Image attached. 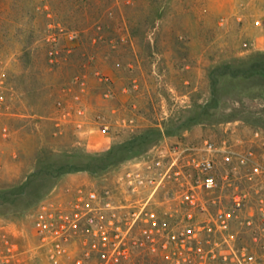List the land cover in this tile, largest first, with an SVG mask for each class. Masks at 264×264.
<instances>
[{"label":"rangeland","instance_id":"obj_1","mask_svg":"<svg viewBox=\"0 0 264 264\" xmlns=\"http://www.w3.org/2000/svg\"><path fill=\"white\" fill-rule=\"evenodd\" d=\"M0 264H264V0H0Z\"/></svg>","mask_w":264,"mask_h":264},{"label":"built area","instance_id":"obj_2","mask_svg":"<svg viewBox=\"0 0 264 264\" xmlns=\"http://www.w3.org/2000/svg\"><path fill=\"white\" fill-rule=\"evenodd\" d=\"M212 147V144L209 145V148ZM213 167L212 161L211 159H207L204 162L203 168L206 171L205 177L202 180V185L203 187H205L208 190H215L218 188L219 186V182L218 179L216 177V175L214 173H212L211 169ZM89 198L91 200L96 198V194L95 193H90ZM187 199H191L190 195H186ZM192 200V199H191ZM239 199H237V202L239 203L240 201H238ZM240 204V203H239Z\"/></svg>","mask_w":264,"mask_h":264},{"label":"crops","instance_id":"obj_3","mask_svg":"<svg viewBox=\"0 0 264 264\" xmlns=\"http://www.w3.org/2000/svg\"><path fill=\"white\" fill-rule=\"evenodd\" d=\"M166 245H168V244L165 243V246H166ZM150 246L153 247V248H151V251H150V252H151V256H152V255L154 254L153 252H155V251L157 250V248L154 246L153 243H151ZM124 252L127 253L128 250L126 249Z\"/></svg>","mask_w":264,"mask_h":264}]
</instances>
